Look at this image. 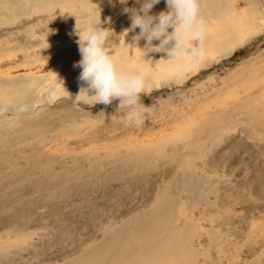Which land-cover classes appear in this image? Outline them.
<instances>
[{"label":"rangeland","instance_id":"rangeland-1","mask_svg":"<svg viewBox=\"0 0 264 264\" xmlns=\"http://www.w3.org/2000/svg\"><path fill=\"white\" fill-rule=\"evenodd\" d=\"M34 3L0 0V79L40 77L47 94L81 59L77 28L101 21L110 42L131 39L139 29L126 33L123 9L143 0ZM164 10L160 0L152 14ZM248 100L264 107V33L142 96L151 116L140 128L125 125L118 100L91 105L59 95L30 114L2 110L0 264H64L102 230L151 209L162 192L178 203L175 225L197 228L191 247L205 255L196 264H264V127L247 125L237 110ZM222 110L229 121L190 145L188 127ZM140 142L152 146L148 154Z\"/></svg>","mask_w":264,"mask_h":264},{"label":"bare ground","instance_id":"bare-ground-1","mask_svg":"<svg viewBox=\"0 0 264 264\" xmlns=\"http://www.w3.org/2000/svg\"><path fill=\"white\" fill-rule=\"evenodd\" d=\"M49 1L21 0V4L25 6L36 2L35 5L41 6ZM64 1L58 0L59 3ZM241 6L244 7L239 8ZM201 9L207 28L204 45L206 58L198 68L184 73L165 60L167 56L164 53L148 52L144 56L135 46L144 48L145 41L140 40L136 45L133 35L131 39L119 37L111 42L121 68L143 73L147 92L150 93V90L167 86L170 82L188 80L199 70L232 55L236 48L252 37L264 33V5L256 6L249 0H201ZM77 62H72L66 73L58 74L54 79L58 83L53 86L49 84L47 94H43L39 88L43 81L40 77L0 79V114L7 107L17 115L21 112L30 114L40 105L52 103L59 95L67 96L70 101L81 99L91 103L83 94L80 95L82 85L78 77L81 69L74 67ZM248 101V104H240L237 110L247 117V125L264 127V107ZM224 112H212L202 123H193L188 127V135L193 137L190 145L198 146L197 143L200 144L204 137L215 135L217 129L229 121L228 114ZM140 143L139 150L148 154L152 146ZM161 194L151 209L123 221L118 228L112 227L106 232L102 230L100 241L87 245L76 257L64 260V264H196L197 258L205 255L191 247L192 240L198 235L197 228L189 220L181 228L175 225L178 203L168 197L167 192Z\"/></svg>","mask_w":264,"mask_h":264},{"label":"clouds","instance_id":"clouds-1","mask_svg":"<svg viewBox=\"0 0 264 264\" xmlns=\"http://www.w3.org/2000/svg\"><path fill=\"white\" fill-rule=\"evenodd\" d=\"M126 5L128 0H119ZM139 3L140 0H137ZM160 0H143L136 8L125 7L130 14V29L139 32L133 37L136 45L145 41L139 48L145 56L148 52L164 53L167 61L180 72H190L198 68L206 58V22L202 14L201 0H165L166 10L152 14V9ZM109 29L93 21L77 28V44L81 59L74 65L81 69L78 80L83 94L91 105H110L119 101V108L126 109V126L142 127L151 116L149 106L141 97L148 94L146 79L138 71H125L115 56L110 42ZM154 41L158 43L154 44ZM79 95V96H80ZM78 96V97H79Z\"/></svg>","mask_w":264,"mask_h":264}]
</instances>
